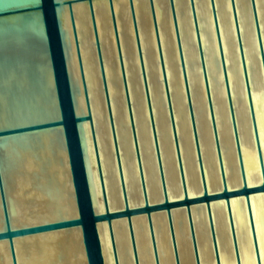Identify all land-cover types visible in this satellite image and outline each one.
Returning <instances> with one entry per match:
<instances>
[{"label":"water","instance_id":"1","mask_svg":"<svg viewBox=\"0 0 264 264\" xmlns=\"http://www.w3.org/2000/svg\"><path fill=\"white\" fill-rule=\"evenodd\" d=\"M0 264H264V0H0Z\"/></svg>","mask_w":264,"mask_h":264}]
</instances>
